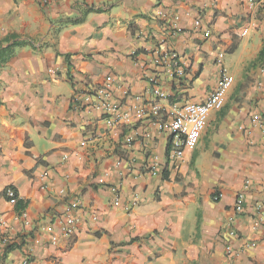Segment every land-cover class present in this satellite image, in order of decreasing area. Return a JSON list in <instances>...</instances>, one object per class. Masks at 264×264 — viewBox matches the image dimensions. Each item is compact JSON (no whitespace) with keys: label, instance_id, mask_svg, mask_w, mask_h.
<instances>
[{"label":"crops","instance_id":"1","mask_svg":"<svg viewBox=\"0 0 264 264\" xmlns=\"http://www.w3.org/2000/svg\"><path fill=\"white\" fill-rule=\"evenodd\" d=\"M11 36L23 45L0 69V264H264V229L232 212L246 180L245 210L264 202V129L250 123L264 110V4L0 0V43ZM173 54L181 78L163 63ZM222 68L218 109L170 162L173 108L203 103ZM107 78L118 119L73 103ZM153 82L166 98L148 119L140 110L154 100ZM7 187L30 223L73 207L74 235L51 245L24 228Z\"/></svg>","mask_w":264,"mask_h":264},{"label":"built area","instance_id":"2","mask_svg":"<svg viewBox=\"0 0 264 264\" xmlns=\"http://www.w3.org/2000/svg\"><path fill=\"white\" fill-rule=\"evenodd\" d=\"M56 1L60 0H39V4L42 7H45L49 3ZM258 4H264V0H258ZM198 24V22L195 23V25ZM204 35L208 36V32L204 33ZM222 57L223 54L218 55L219 60H221ZM165 58V61H163L164 64L172 60L170 62V67H168L171 79L183 77L184 73L179 65L176 55H168ZM228 80V74L225 69L222 68L217 86L203 103L190 110H184L179 107L173 108L172 119L168 126V131L171 136L168 151V158L170 162L175 163L181 161L184 150L195 142L205 117L211 111L218 109L221 96L226 89ZM112 82L113 80L111 78H107L102 86L91 89L88 94L84 95L76 93L73 103L78 106L79 102L84 101L91 104L95 110L106 116H111L113 119L120 118L119 105L111 102L109 87ZM153 86L152 95L154 100L144 105L140 110V114L148 119L157 118L160 115L162 107L159 104V101L166 98L165 94L156 87V82H153ZM250 123L261 130L264 129V110L252 114L250 116ZM249 186L250 182L246 180L242 186L241 192L237 194L234 205L232 206L233 215L248 216L257 228L264 229V202H256L250 207L249 211L244 208V196L248 191ZM3 194L7 203L11 206H15L17 202V194L15 190L11 187H7ZM220 198L221 195L218 191H214L212 193L211 199L213 202H218ZM114 205H118V198L115 199ZM74 212L75 209L73 207L67 206L62 214L53 216L47 224H39L38 222L30 223L24 212H21L19 215L16 214V217L22 222L24 228H35L39 235H43L47 238L46 240L49 244L54 245L61 237L70 238L76 232L77 220L73 215ZM93 220H96V218L94 217ZM3 229L4 223L0 222V232L3 231ZM236 235L237 233H235L233 229H230L228 232L229 238H237ZM6 242V236L1 233L0 245L5 244ZM224 252L228 257H232L237 254L230 242L224 245ZM21 264H28V262L25 260Z\"/></svg>","mask_w":264,"mask_h":264},{"label":"trees","instance_id":"3","mask_svg":"<svg viewBox=\"0 0 264 264\" xmlns=\"http://www.w3.org/2000/svg\"><path fill=\"white\" fill-rule=\"evenodd\" d=\"M90 11L85 12V14L83 13V16L79 19H75V20H68L66 22H69L72 25H76V24H80L83 22L84 20V16L86 15V13H88ZM15 37H8L7 39H5V43H0V69L3 68L6 63L14 56L15 54V50L18 49L19 47H21L23 45V43L17 42L14 40ZM11 42V43H10ZM2 44H6L5 47H3ZM264 57V49L260 52L259 54V58ZM167 155H168V148H167ZM163 179L166 180V174L163 176ZM26 208V202L18 199L17 197V202L14 206V210L16 212V214H20L21 212H23Z\"/></svg>","mask_w":264,"mask_h":264}]
</instances>
